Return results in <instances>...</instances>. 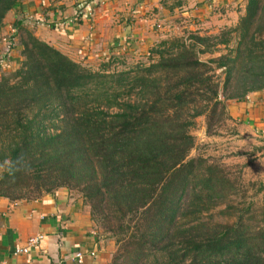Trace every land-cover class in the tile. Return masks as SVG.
I'll return each instance as SVG.
<instances>
[{"label": "trees", "instance_id": "1", "mask_svg": "<svg viewBox=\"0 0 264 264\" xmlns=\"http://www.w3.org/2000/svg\"><path fill=\"white\" fill-rule=\"evenodd\" d=\"M20 1L0 0V30ZM245 3L234 26L166 39L121 70L115 58L91 69L18 24L22 59L0 78V198L79 192L114 238L108 264H264V206L237 215L238 178L189 157L196 117L215 134L229 102L264 90V0ZM216 208L236 221L206 217Z\"/></svg>", "mask_w": 264, "mask_h": 264}, {"label": "crops", "instance_id": "2", "mask_svg": "<svg viewBox=\"0 0 264 264\" xmlns=\"http://www.w3.org/2000/svg\"><path fill=\"white\" fill-rule=\"evenodd\" d=\"M245 4V0H22L6 14L0 36L13 25L19 38L21 24L75 61H106L148 55L172 36L218 33L237 23ZM78 11V22L69 24L65 19ZM228 112L242 136L264 142V90L229 102ZM36 235H42L37 246L27 253L15 252ZM77 251L84 255L81 262L74 259ZM113 252L114 242L96 229L89 207L72 190L62 187L30 200L0 198V264H108Z\"/></svg>", "mask_w": 264, "mask_h": 264}, {"label": "rangeland", "instance_id": "3", "mask_svg": "<svg viewBox=\"0 0 264 264\" xmlns=\"http://www.w3.org/2000/svg\"><path fill=\"white\" fill-rule=\"evenodd\" d=\"M234 21L235 19H233V22ZM6 32L7 31H5V33ZM189 34L190 33H185L183 36L181 35V37L187 38ZM177 36L178 35L172 37L174 38ZM18 40L19 38L17 34V44ZM221 51H223L222 48ZM208 56V54H205L202 56V59H207ZM149 57V55L133 57L117 56L114 59L115 64L113 63L114 65H112L110 68L117 70L126 69L132 65H135L136 63L147 62ZM21 59L22 56L20 54V48L18 49L16 45L14 51H12L8 57H5V60L0 58V78L2 76H7L12 71L16 70L20 65ZM104 61L105 60L90 63H79H82L91 69H97ZM221 78L222 77L220 76V80ZM133 96H131V99H133ZM111 110L116 111L117 108H112ZM234 122L235 121H233L231 118L226 119L220 126L217 127V133L208 135L206 133L204 115L196 117L195 125L191 129V133L195 136V146L191 149L189 157H196L198 155L206 157L209 162H217L225 166L230 171L232 177L238 178L240 181V192L238 195H236L232 203L236 207L237 215H239L242 213L239 209L248 205L249 203L255 204L256 207L262 205L264 206V142L259 138L252 140L246 138V135L242 136L238 131L239 125L235 124ZM1 172L2 167L0 166V173ZM72 191L80 195L79 192L75 190ZM220 207L223 208L224 206L222 205ZM210 214H212V218L216 222L231 224L236 221V217L234 216L228 217L226 215L220 214L219 208L209 212L207 214L208 216L206 217H209ZM99 231L100 233H104L102 229H99ZM109 239L114 242L115 251L116 247L114 238Z\"/></svg>", "mask_w": 264, "mask_h": 264}, {"label": "built area", "instance_id": "4", "mask_svg": "<svg viewBox=\"0 0 264 264\" xmlns=\"http://www.w3.org/2000/svg\"><path fill=\"white\" fill-rule=\"evenodd\" d=\"M85 7H88L86 5ZM80 17L79 11L74 14L72 17H68L65 20L69 22V24H75L78 22ZM17 30L13 25H8L7 32L1 36L0 41V58L5 60V57H8L12 51H14L15 46L17 45L16 41ZM42 239V235H36L29 237L27 240V244L25 247H20L15 250L16 253H27L30 248L37 246ZM83 253L77 251L74 255V259L76 261L81 262L83 259Z\"/></svg>", "mask_w": 264, "mask_h": 264}]
</instances>
